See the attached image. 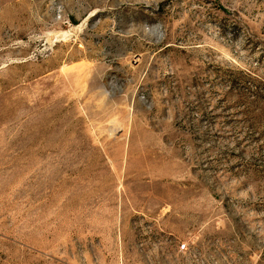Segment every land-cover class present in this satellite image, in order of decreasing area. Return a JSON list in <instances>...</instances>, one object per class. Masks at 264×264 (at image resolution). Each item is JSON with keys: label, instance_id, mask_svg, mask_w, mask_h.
I'll list each match as a JSON object with an SVG mask.
<instances>
[{"label": "rangeland", "instance_id": "374dc122", "mask_svg": "<svg viewBox=\"0 0 264 264\" xmlns=\"http://www.w3.org/2000/svg\"><path fill=\"white\" fill-rule=\"evenodd\" d=\"M0 264H264V0H0Z\"/></svg>", "mask_w": 264, "mask_h": 264}, {"label": "built area", "instance_id": "2783aa9c", "mask_svg": "<svg viewBox=\"0 0 264 264\" xmlns=\"http://www.w3.org/2000/svg\"><path fill=\"white\" fill-rule=\"evenodd\" d=\"M179 248H180L181 250H183V249L185 248V245L182 244V245L179 246Z\"/></svg>", "mask_w": 264, "mask_h": 264}]
</instances>
